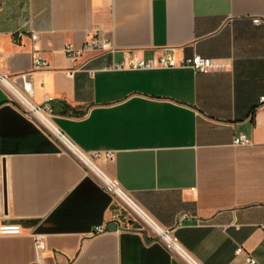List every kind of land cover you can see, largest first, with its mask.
I'll return each instance as SVG.
<instances>
[{"label": "crops", "instance_id": "1", "mask_svg": "<svg viewBox=\"0 0 264 264\" xmlns=\"http://www.w3.org/2000/svg\"><path fill=\"white\" fill-rule=\"evenodd\" d=\"M96 30L111 51L84 50ZM195 55L227 67H127ZM22 73L34 104L201 264H264V0H2L0 74ZM0 203L23 229L0 237V264H185L3 84Z\"/></svg>", "mask_w": 264, "mask_h": 264}, {"label": "built area", "instance_id": "2", "mask_svg": "<svg viewBox=\"0 0 264 264\" xmlns=\"http://www.w3.org/2000/svg\"><path fill=\"white\" fill-rule=\"evenodd\" d=\"M2 0H0V8ZM254 24H261L262 20L257 18L253 20ZM96 30L94 35L85 43L84 50H99L111 51V44L107 41H101L97 36ZM38 35H33V39L37 40ZM67 55L72 60H77L81 52L76 51L72 45L66 46ZM45 65L40 58L35 60V68H41ZM120 69L126 68L124 64L117 66ZM128 68L133 70L153 69L156 67L174 68L187 67L193 69L195 72H209L214 69H224L226 64L215 62L210 58L201 55H195L192 58H184L180 61L174 58L161 57L158 62L151 60H130ZM83 70V67H78L67 71L69 76H73L75 72ZM0 84L5 85L10 89L18 102L23 113L32 120H35L45 130H47L63 147L90 172H93L103 187L115 196L124 207L136 217L147 229L152 231L153 239L161 243L169 252L181 258L185 264H201L182 244L174 234L173 229L164 228L161 226L142 206H140L127 192H125L118 183L104 173L96 164V159L100 157L98 153H87L81 150L63 131H61L53 122V111L51 106L45 105L43 107L37 106L33 102L35 94L34 85L30 73H22L14 78L3 76L0 74ZM262 108L264 109V97L261 99ZM248 142L246 136H240L235 143L244 144ZM110 157V155H108ZM3 206L0 203V237L1 236H21L23 234L22 226L18 223L7 222L3 220ZM185 216L179 218V225L185 219ZM119 216L115 215L113 220L117 221ZM108 230L104 225L98 226L95 234H101ZM47 236L44 234L35 235L36 249L38 253H43L47 249ZM242 248L237 249V255L242 254ZM248 264H256V260L248 256Z\"/></svg>", "mask_w": 264, "mask_h": 264}, {"label": "water", "instance_id": "3", "mask_svg": "<svg viewBox=\"0 0 264 264\" xmlns=\"http://www.w3.org/2000/svg\"><path fill=\"white\" fill-rule=\"evenodd\" d=\"M118 229V226L116 225V224H113L112 226H111V230H117Z\"/></svg>", "mask_w": 264, "mask_h": 264}]
</instances>
